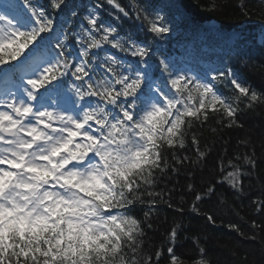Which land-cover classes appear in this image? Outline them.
<instances>
[{
    "label": "snow or ice",
    "instance_id": "6c2138e0",
    "mask_svg": "<svg viewBox=\"0 0 264 264\" xmlns=\"http://www.w3.org/2000/svg\"><path fill=\"white\" fill-rule=\"evenodd\" d=\"M237 7L260 21L252 40L213 28L177 53V0H0V264H216L186 214L239 238L232 264H255L244 241L264 264V123L245 130L264 113V0ZM225 130L236 147L205 178ZM246 178L247 230L216 215L244 219L220 189L244 196Z\"/></svg>",
    "mask_w": 264,
    "mask_h": 264
},
{
    "label": "trees",
    "instance_id": "16d2710c",
    "mask_svg": "<svg viewBox=\"0 0 264 264\" xmlns=\"http://www.w3.org/2000/svg\"><path fill=\"white\" fill-rule=\"evenodd\" d=\"M181 7L185 12L188 13V15L191 18V21L187 24V29L184 33V38L180 39V42H185V40H188L187 37H195L193 41L199 42L201 40H215L216 36L209 34L206 37L200 38L197 34L196 29V23L201 24L208 21H216L219 24H221L224 27L227 28H238L245 22H259V19L253 18L251 20H248L247 18L243 17L239 9L237 7L240 0H221L222 2V10L218 12H208L205 10V5L207 4L208 0H180ZM244 2L251 8L254 7L256 2L255 0H244ZM254 27L249 26L246 28V31L249 33L248 39L252 40L254 37L255 32ZM177 37H174L172 40L169 41V44H173V46H179L181 43H177ZM182 40V41H181ZM261 123H264V113L257 112L249 114L247 117H245V130H248L249 128H258ZM205 135L209 138V140L212 139L210 134L207 132ZM237 132L231 133L229 135L228 131L225 130V132L222 134V138L217 139L216 147L211 154V158L209 161V164L207 165L204 177L207 178L208 172L211 170L212 162L215 159L218 152L223 151V147H227L229 150V153L233 151L236 147V139H237ZM227 142V143H225ZM198 180V183L200 182V172L197 170L196 174ZM176 181H179L180 184H184L187 182V176L182 174L179 177H175L173 179L172 183H175ZM172 183L168 184V187H172ZM251 184V183H249ZM163 186V184L161 185ZM252 189V188H251ZM249 189L248 191H251ZM220 190L229 193L225 190V188H221ZM251 198L242 199L240 202L234 204V208L236 211H239L240 217H243L244 219L241 220L239 217H236L235 215L231 216L228 213H225L224 210H221V213L217 214L219 216H223L225 219L228 217H231L230 220L236 223H239L242 228L247 230V224L245 221H250L253 217L251 214ZM204 207H207V205H204ZM165 216L166 213H161L158 219H155V232H150L149 235L151 237V243L155 245H159L163 239V233L165 232V229L168 228L171 225L172 217L168 216L167 222H165ZM244 222V223H243ZM185 224L190 225L191 231L193 233L198 234L199 231H202L203 234H199L203 237H209L210 239L207 240V250L209 255L213 258L214 262L216 264H232V260L234 259L230 255V249L233 246L232 241H236L239 238L236 237L234 233H230L225 227H223L220 224V220L218 219L217 225L220 224L221 227H205V223L201 219H195L193 217L188 216L186 214V218L184 220ZM194 229V231L192 230ZM199 230V231H197ZM196 231V232H195ZM191 248V242L187 241L185 242V249L184 251H188V249ZM240 249L242 251H247L251 254L250 260L252 262H255V264H259V250H258V243L257 242H250V241H244L240 245ZM189 254H191L189 252Z\"/></svg>",
    "mask_w": 264,
    "mask_h": 264
},
{
    "label": "bare ground",
    "instance_id": "6f19581e",
    "mask_svg": "<svg viewBox=\"0 0 264 264\" xmlns=\"http://www.w3.org/2000/svg\"><path fill=\"white\" fill-rule=\"evenodd\" d=\"M210 169H211V168H210ZM196 174H197V173H196ZM196 183L199 184L200 182L198 183V180H197ZM244 183H245V195H244V196H241V197H239V198H236V197H232V196L230 195V193L225 192V194L228 196L229 203H231L233 206H234V204L240 202L243 198H244V199H247V198L255 199V198L257 197L258 193H259V186H258V183L255 181V178H252L251 180H249L248 178H246L245 181H244ZM249 183H251V184H249ZM251 188H252V189H251ZM249 189H251V191H248ZM225 190H226V186H225ZM220 191H221V192H224V191H222V190H220ZM226 191H227V190H226ZM207 207H208V205H207ZM217 212H218V213H221V210H220V211H217ZM217 212H216V215H217L218 217H221L224 221H228V220H230L231 217H228V218L225 219L223 216H219V215L217 214ZM224 212H225V213H228V214L231 215V216H233V214H232V212H231L230 210H224ZM193 218H195V219H201V218H199V217H193ZM201 220L203 221V223H205L203 219H201ZM243 223H244V222H243ZM216 227H217V228H220L221 225L218 224ZM192 230L194 231V229H192ZM197 231H199V230H197ZM195 232H196V231H195ZM198 234H203V232H202V231H199Z\"/></svg>",
    "mask_w": 264,
    "mask_h": 264
}]
</instances>
